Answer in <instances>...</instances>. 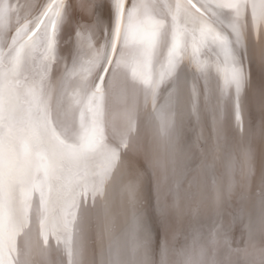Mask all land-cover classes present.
I'll return each instance as SVG.
<instances>
[{
	"label": "snow or ice",
	"instance_id": "6c2138e0",
	"mask_svg": "<svg viewBox=\"0 0 264 264\" xmlns=\"http://www.w3.org/2000/svg\"><path fill=\"white\" fill-rule=\"evenodd\" d=\"M128 4L129 0H0V264H21V255L27 254V242L21 245L18 238L30 225L35 193L43 245L48 246L51 235L57 245H64L62 255L67 259L61 264H82L87 248L96 241L85 236L80 212L90 201L95 206L129 155L144 159L151 200L149 209L143 180H130L125 186L131 205L127 235L132 250H142L146 257L155 255L157 264H166L172 225L183 216L185 197L191 194L192 180L184 170L189 167L186 162L192 149L173 144V121L162 116L161 136L174 150L179 149L185 163L182 170L177 157L171 174L166 167L160 171L159 161L139 141L133 108L124 112L119 126L110 122L107 99L114 90L134 96L143 85L145 99L151 97L155 106L161 84L170 79L166 107L179 110L184 93L197 121L211 95L215 103L209 111L217 147H221L220 128L215 127L219 103L226 97L229 114L243 132L252 85L250 64L246 66L248 17L250 11L255 35L264 26V0L228 4L176 0L174 6L159 0H131L130 7ZM68 25L73 26V44L86 43L96 58L84 69L86 75L74 98L52 103L55 85L49 82V67ZM205 47L213 52L219 48L213 63L223 73V85L218 80L215 90L208 84L201 87L192 68L193 63L200 70L211 67L198 58ZM33 65L34 74H28ZM261 67L264 69V63ZM189 74L196 81L190 92L186 87ZM260 95L264 98V83ZM261 108L264 111V103ZM261 126L264 129V118ZM221 162L223 175L212 176L208 191L223 200L233 189L231 173L239 165L242 178L236 183L248 189L250 196L249 183L255 179L251 149L241 148L236 158L225 149ZM202 167L207 168L206 161ZM259 195L264 203V172ZM112 230L106 219L97 239L102 243ZM201 235L193 236L194 246ZM205 239L207 245L222 240L225 247L232 246L229 234L219 232L215 221ZM205 250L201 245L199 256ZM234 250L248 255L247 248ZM258 252L260 264H264V248ZM181 254L183 264H199L195 250L185 253L182 249Z\"/></svg>",
	"mask_w": 264,
	"mask_h": 264
},
{
	"label": "bare ground",
	"instance_id": "6f19581e",
	"mask_svg": "<svg viewBox=\"0 0 264 264\" xmlns=\"http://www.w3.org/2000/svg\"><path fill=\"white\" fill-rule=\"evenodd\" d=\"M211 1H213L214 3L220 2L224 4L233 2V0ZM4 2L6 3L7 0H4ZM130 6L131 0H129L128 4V7ZM67 27L68 28L66 29L68 30L64 28L67 33L66 34L64 32V34L67 35V38L65 40L66 43L61 47V49H58V51H62H59V55L56 56L55 62L50 65L48 72L49 75L51 74V81L48 78L50 83H54L55 85L52 93V103H56L58 101L66 102L68 98H74L81 77L86 75L84 69H87V67L89 66V61L96 58L95 52L89 50L86 43L77 45L73 44V38L71 36L73 26L68 25ZM248 29L249 38L251 39V37H253L254 40H257L260 47L251 45V47L248 46L247 48L248 59L246 61V66L250 64L252 73V85L247 93L246 110L243 114L244 124L243 132H241L243 139L241 138L240 140L238 135L239 132L238 130H236L237 127L235 125L234 117L229 114V110L226 106V97L222 98L219 103V123L216 125V127L220 128L221 140L219 143L221 147H217L216 149L213 148L215 151L213 150L214 153L212 152L213 154L210 157L206 155L208 153L207 149H205L204 146L203 148L205 149V151L200 152L198 148V145L200 144L199 138L194 135V132L193 134L187 128L189 119L192 118L191 115L193 113V109L191 103L187 102L186 94L182 93V104L179 110L175 109L174 107H166V105L168 104L169 92L171 91V89H169L168 87L170 79H166L161 84L160 92L157 97L155 106H153L151 97H148L147 100L145 99L143 85H140L138 87L134 96H125L119 91V89H116L107 99V115L110 122L114 125L119 126L122 123L123 114L128 108L134 109L135 124L139 131V141L141 144H146L150 150L149 154L154 159L159 161L161 166L159 169L160 171H163L166 167L171 174L173 161L177 157H180L182 170L185 163L179 149L177 148L174 150V148L169 145L168 141L161 136L160 126L162 116L164 118L170 117L173 121V144L177 146H183L185 149L189 147L192 149V152L189 154V159L186 162L189 167L184 170V175H186L188 179L192 180L191 194L185 197L183 216L177 219L172 225V235H170L169 237V251L166 264H183L185 256L181 254L182 249L185 251V253L195 250L197 259L199 260V264H260L258 250L264 248V203H262V201L260 203L256 200L257 198H259L257 196H260V176L261 173L264 172V129H262L261 126V120L262 118H264V111H262L261 104L264 103V98H262L260 95V85L264 83V69H262L261 67L262 63H264V40L262 39V35L264 34V26L260 27L257 33L253 35L250 11L248 17ZM60 45L58 46L59 48ZM202 52L203 51H201V54ZM207 52H209V50ZM57 53L58 52H56V54ZM215 55H213L212 57H214ZM214 67H211V74L205 75L208 76L207 82L211 84V89L213 90H215L217 84V70L216 72H214ZM193 70H195V68ZM217 73L219 74V72ZM221 74L223 75V73H220V75ZM128 75L130 78V70L128 71ZM189 76L187 79L186 87L190 92L193 81L190 80ZM91 78V76H88L89 80H91ZM221 80V83L223 85V79ZM62 82L63 88L61 87ZM181 87H184L183 83L181 84ZM212 99V104H214L215 100L213 97ZM204 110L206 112V108ZM207 114L209 115L210 113ZM203 115L205 116L204 112ZM202 119L203 117L200 119L201 122L203 121ZM194 120V122H197L196 119ZM191 123L193 124V122ZM195 130L199 129L195 128ZM211 130L213 135L211 134V132L210 134L214 137L216 142V134L213 126ZM133 134L135 135V133ZM230 136H232L234 139L231 140L232 137ZM208 143L206 142L205 144ZM241 148H250L254 158L255 179L250 181L249 183L251 195L249 196L248 189H243L241 184L236 183V181L241 180L242 172L240 166L235 165L231 173V179L233 180V189L231 193L225 195L223 200H220L215 196L214 193L208 191L211 178L213 175L217 177H221L223 175L221 159L225 155V149L231 151L233 158H236L239 155V150ZM205 161L207 162V168L202 167V164ZM126 169H128V183L130 180H143V189L150 188L149 178L145 174L143 157H137L136 155H129L128 157H126L121 162L120 170L116 172L114 181L119 180ZM244 171H246V168L244 169ZM184 187H188L187 181H185ZM146 194H148V192ZM255 197H257L256 200L254 199ZM119 198V195L116 194L115 200L117 201V199ZM259 199L261 200V197ZM254 200L256 201L255 205L252 204ZM257 202L262 205L260 208L257 207ZM147 205H149L148 207L150 209V199L148 200ZM95 206L93 207V211L95 212V215L97 214L96 216L101 225V229L97 231L101 232L105 223L104 221L107 219L109 213L108 202H106L104 206H99V209L97 210L98 212L96 211ZM254 206H256V209L258 208V211L253 208ZM252 209L255 214V218L253 221H251L253 215ZM213 221H215L216 228L219 232H227L229 234L230 240L232 242L231 248L225 247L222 240H218L215 245H207L205 238L207 237L208 227L212 225ZM197 233H200L202 235L194 246L193 236L197 235ZM201 245H204L206 248L203 256H199ZM237 247L247 248L248 255H245L243 252L235 251L234 249ZM103 249L104 247H102V250ZM122 249L123 252L120 250V254L124 253V248ZM102 255L103 257L100 255L103 261L101 263L106 264L107 257L104 256V251ZM135 255H137L138 257L132 258L133 260L130 261L129 264H149L150 261H147L148 258H145L146 260L144 259L145 256L143 255L142 250L136 251ZM109 256L110 264H118V260L116 262V260H113L111 254ZM99 257L97 258L99 259ZM152 260L154 259H151V261Z\"/></svg>",
	"mask_w": 264,
	"mask_h": 264
},
{
	"label": "rangeland",
	"instance_id": "374dc122",
	"mask_svg": "<svg viewBox=\"0 0 264 264\" xmlns=\"http://www.w3.org/2000/svg\"><path fill=\"white\" fill-rule=\"evenodd\" d=\"M159 2L163 3V4H172L174 6L175 3H176V0H159ZM211 2H213V1H211ZM224 11H231V10L230 9H224ZM66 28H68V27L66 26L65 29ZM65 29H63V37H62V39H60L59 42H58V46L60 44L61 45H60V48L59 47L56 48V52H58L56 54V56H58L59 53L62 51V50H59L60 51L59 52L58 49H61V47L66 43V41H65L66 38H67L66 30H68V29H66V30ZM64 32L66 34H64ZM262 39L264 40V34L262 35ZM248 44H249L248 45L249 47H251V45L260 47L258 45L259 44L258 41L254 40L253 37H251V39L249 38ZM206 48L207 47H205V49L203 48L204 50L201 49V51H203V52L205 51L206 54H205V52L204 53L202 52V54H201V51H200V53H198V58H199V60L201 59L200 61H201L202 64H204V65H212L214 67V63L213 62H215L217 60V56L215 55V53L217 51L219 52V48H217L216 52L210 51L208 48L207 49ZM206 50L207 51L209 50V52H207ZM201 55H203V56H201ZM213 55H215V56L212 57ZM220 57L223 60L222 54H221ZM34 67H35L34 65L29 67L28 74H34ZM211 67L210 68H206L204 70H200V69L198 70L196 68V65L193 63L192 68L193 69L195 68L197 76L199 77V81H200L199 84H200L201 87H203L205 84L208 83L207 81H205L204 77H205V75L211 74V70H212ZM214 69H215L214 72H216V68L215 67H214ZM216 74H215L217 76L216 77V82L221 77L219 82L222 85V83H221L222 80L221 79H223V77H222L223 75L222 74L220 75V72H219V74L216 72ZM50 75L48 74V78L49 79H50ZM189 75L191 76V74H189ZM190 76H189L190 80L193 81L192 77H190ZM50 81H51V79H50ZM192 81H191V84H192ZM195 82L196 81H193V84ZM208 85L211 87L210 83H208ZM212 100H213L212 96L210 95L209 96V107H211L210 105H212V103H213ZM209 107H208V109L206 108V112L210 113L209 115L205 112V110H204L205 108L204 107L202 109V112H201L202 115L200 116V119L203 117V119H202L203 123L200 121V119H199V122H198L197 119L192 114L191 115L192 118L190 116L191 119H189V122H188L189 126L187 125V128H188V130H190V132H192V133L194 132L195 134L194 133L193 134L195 136H197V138H199L200 144L198 145V148H199L200 152H203V151H205V149H207V153L208 154H206V155L210 157V156H212V154L215 151L213 148H215V149L217 148V146H216L217 142H215V139L212 136L213 133H212L211 129H212V126H213V123H212V121H213L212 117L213 116L211 115V112L209 111V109H210ZM203 112H204L205 116L203 115ZM194 119H196L197 122H194L195 121ZM191 122H193V124ZM195 124H197V125H195ZM191 125H192V128H191ZM210 126H211V128H210ZM194 127L196 129L198 128L199 130H195ZM189 128H191V129H189ZM236 130H238V129L236 128ZM210 132H211L212 135L210 134ZM238 132H239L238 135H239L240 140H241V138L243 139V136L241 135V131L238 130ZM230 137H232V136H230ZM233 139L234 138L232 137L231 140H233ZM206 142L207 143L210 142V143H208L209 145L205 144ZM210 145H213V146H210ZM203 146H204L205 149L203 148ZM209 146H210V150H209ZM119 170H120V167L117 170V172ZM115 177H116V174L114 175L112 180L106 185L104 195L102 197L98 196L97 197L98 200L96 199V201H95L96 211L99 209V206H104V204L106 202H108L109 213H108L107 220H109L111 222L112 229H113L112 233H111V236L110 237L106 236L102 243L99 242V240L97 239L98 234L100 233L97 230L101 229L100 228L101 225H100V222H99V220H98V218L96 216L97 214L96 215L94 214L95 212L93 211V206L91 207V201H90L89 208L86 209V210L82 209L81 212H80V221H79V223L84 229L85 236L90 238L93 241H96V243L90 244V246L87 248L86 254L83 257L82 264H104V263H101V262H103L102 261L103 251H104V256L107 257V263L106 264H110V262H109V260H110V256L109 255L110 254L112 255L113 260H116V262L118 260V264H123V263L124 264H129V262L133 260L132 258L138 257L137 255H135L136 252H134L135 254L133 253L132 244L130 243L128 235H127L128 222H129V217H130V212H131V205H129L128 198H127V193L125 191V186L128 183L127 182L128 169H126L124 171V173L122 174V177L119 180L114 181ZM146 189H148V188H146ZM146 189H143L144 195H148L146 197H149V199H150L149 189L148 190H146ZM145 190H146V193L148 192V194L145 193ZM116 194H118L119 197H120L119 199H117V201L115 200V195ZM257 197L260 198V196H257ZM257 197H255L254 199L256 200ZM259 198H257L256 201H259L261 203V200ZM33 200H34V207H33L32 213H31L30 225H29V227L27 229H25V231L18 238V243L19 244L23 245L24 242L26 241L27 245H28L27 250H26L27 254L26 255H24V254L21 255V264H61L62 260H66L67 259L66 257H63V255H62L64 245H63V243H60L59 245H57L55 239L51 235L49 236V244H48V246H44L43 245L42 238L40 236L39 218H38V214L35 211V203H36V201H38V193L34 194ZM103 200H105V201H103ZM255 200L252 203L253 205H255V202H256ZM259 202H257V204H256L258 208H260L262 206V205H260ZM125 206H127V207H125ZM147 206H149V205H147ZM253 208L256 209V206H254ZM258 208L256 209L257 211H258ZM255 209H254V211H255ZM90 212H92V213H90ZM252 213H253V215H252V220L251 221H253L254 218H255L254 217L255 214L253 212V209H252ZM102 230H103V228H102ZM99 245H101V246H99ZM98 246H99V248H98ZM102 247H104L103 250H102ZM122 248H124V253L120 254L121 251L123 252ZM97 257H99L100 260ZM145 258H148L147 261H150L149 264H154V263L157 264V262H158V257L155 256V255L154 256H149V257L145 256L144 259ZM151 259H154V260L151 261ZM74 264H75V261H74Z\"/></svg>",
	"mask_w": 264,
	"mask_h": 264
}]
</instances>
